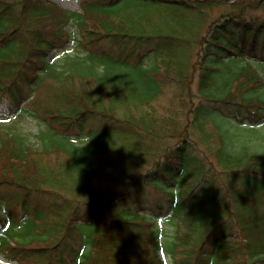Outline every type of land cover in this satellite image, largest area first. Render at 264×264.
Listing matches in <instances>:
<instances>
[{"label": "trees", "instance_id": "16d2710c", "mask_svg": "<svg viewBox=\"0 0 264 264\" xmlns=\"http://www.w3.org/2000/svg\"><path fill=\"white\" fill-rule=\"evenodd\" d=\"M0 97L8 263L264 264V0H0Z\"/></svg>", "mask_w": 264, "mask_h": 264}, {"label": "clouds", "instance_id": "9594fccd", "mask_svg": "<svg viewBox=\"0 0 264 264\" xmlns=\"http://www.w3.org/2000/svg\"><path fill=\"white\" fill-rule=\"evenodd\" d=\"M145 67H147V64ZM4 99V97H0V100ZM8 106L11 107V101L8 102ZM15 129L26 146L33 150H39L42 147V137L47 130L46 122L34 115L25 114L22 118H18Z\"/></svg>", "mask_w": 264, "mask_h": 264}, {"label": "rangeland", "instance_id": "374dc122", "mask_svg": "<svg viewBox=\"0 0 264 264\" xmlns=\"http://www.w3.org/2000/svg\"><path fill=\"white\" fill-rule=\"evenodd\" d=\"M48 1L64 10H78L79 4L82 0H48ZM1 214H3L2 211H0V215ZM0 264H10V263H8L4 258L0 257Z\"/></svg>", "mask_w": 264, "mask_h": 264}]
</instances>
